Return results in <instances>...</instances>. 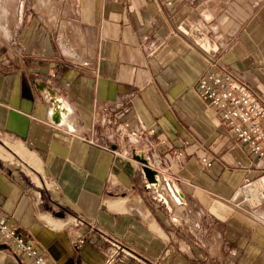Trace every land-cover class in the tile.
I'll list each match as a JSON object with an SVG mask.
<instances>
[{
	"label": "crops",
	"instance_id": "crops-1",
	"mask_svg": "<svg viewBox=\"0 0 264 264\" xmlns=\"http://www.w3.org/2000/svg\"><path fill=\"white\" fill-rule=\"evenodd\" d=\"M219 70L264 109V0H0V215L49 264H101L102 234L141 264H264L260 163L196 89Z\"/></svg>",
	"mask_w": 264,
	"mask_h": 264
},
{
	"label": "built area",
	"instance_id": "built-area-1",
	"mask_svg": "<svg viewBox=\"0 0 264 264\" xmlns=\"http://www.w3.org/2000/svg\"><path fill=\"white\" fill-rule=\"evenodd\" d=\"M196 89L200 97L207 100L219 112L221 123L233 132L235 139L246 146L260 163L263 174L261 177L264 180V109L260 107L252 86L247 81L239 80L231 71L219 70L203 74L196 83ZM123 126L126 128L127 124ZM127 135L136 137L137 133L129 131ZM201 161L206 167L211 165L206 157L201 158ZM155 170L163 182L161 186L159 181L157 188L169 190L165 177L161 175L162 172ZM240 197L245 203L261 205L264 202V185L260 186L255 181L248 182L241 187ZM82 224V219L75 218V226ZM101 237L105 243L101 251V264L143 263L134 251L117 238L106 234H102ZM84 241L85 236L81 235L77 244L83 245ZM0 244L9 246L16 256L27 259L32 264H49L44 252L28 240L17 226L1 215Z\"/></svg>",
	"mask_w": 264,
	"mask_h": 264
},
{
	"label": "water",
	"instance_id": "water-1",
	"mask_svg": "<svg viewBox=\"0 0 264 264\" xmlns=\"http://www.w3.org/2000/svg\"><path fill=\"white\" fill-rule=\"evenodd\" d=\"M136 159L140 161L142 165L141 169H142V172L147 182L152 183V184H157L158 180L156 178V175H157L156 170L152 169L148 165V162L144 157L136 156Z\"/></svg>",
	"mask_w": 264,
	"mask_h": 264
},
{
	"label": "rangeland",
	"instance_id": "rangeland-1",
	"mask_svg": "<svg viewBox=\"0 0 264 264\" xmlns=\"http://www.w3.org/2000/svg\"><path fill=\"white\" fill-rule=\"evenodd\" d=\"M54 2H56V3H54ZM54 2L52 0H38V3H40L41 6L44 5L45 7H47L48 4H50V5L55 4V6H58L60 3L62 4L64 2V0H54ZM39 14H40V17H42V14L44 16L46 14V10H41ZM57 15H58V8H57ZM28 173L31 174V172H28ZM31 176L34 177L33 174H31Z\"/></svg>",
	"mask_w": 264,
	"mask_h": 264
},
{
	"label": "bare ground",
	"instance_id": "bare-ground-1",
	"mask_svg": "<svg viewBox=\"0 0 264 264\" xmlns=\"http://www.w3.org/2000/svg\"><path fill=\"white\" fill-rule=\"evenodd\" d=\"M56 120V119H55ZM59 121V120H58Z\"/></svg>",
	"mask_w": 264,
	"mask_h": 264
}]
</instances>
